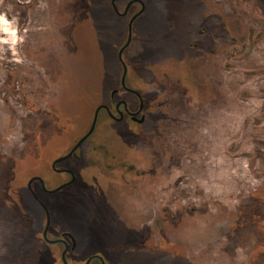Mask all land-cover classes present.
Segmentation results:
<instances>
[{"label": "rangeland", "instance_id": "374dc122", "mask_svg": "<svg viewBox=\"0 0 264 264\" xmlns=\"http://www.w3.org/2000/svg\"><path fill=\"white\" fill-rule=\"evenodd\" d=\"M111 1L0 0V264H62L28 183L70 181L52 163L120 88ZM142 1L123 60L146 122L102 112L59 166L76 182L34 184L49 238L74 236L69 264H264V0Z\"/></svg>", "mask_w": 264, "mask_h": 264}, {"label": "flooded vegetation", "instance_id": "af4514ba", "mask_svg": "<svg viewBox=\"0 0 264 264\" xmlns=\"http://www.w3.org/2000/svg\"><path fill=\"white\" fill-rule=\"evenodd\" d=\"M128 0H112L111 1V5H112V10H113V14L120 17V18H125V19H128L129 18V21H128V39H129V36H130V32L132 34L133 32V25L135 23V21L141 16L143 15V13L145 12V9H146V6H145V3L142 1V0H129L127 3H126V7L123 9V10H120L118 8V4H122L124 2H126ZM138 6L140 7V9L138 10ZM132 22V27H130V24ZM132 36V35H131ZM132 40V38H131ZM128 42V40H127ZM131 43V42H130ZM127 44V43H126ZM125 44V45H126ZM125 45L122 47L124 48ZM130 45V44H129ZM129 45L125 48V50L129 47ZM121 48V49H122ZM124 50V51H125ZM124 54V52H123ZM119 57V55H118ZM121 62V61H120ZM124 62V60H123ZM122 63V62H121ZM125 63V62H124ZM122 67H123V64H122ZM122 78V77H121ZM127 86V84H126ZM131 89V88H129ZM134 90V89H133ZM121 92L123 93H128L130 95H133L136 100H137V104H138V108L137 110H134L130 107L129 103L127 100H124L120 97V94ZM139 93V92H138ZM104 106H106L108 108L107 109H102L99 113V117L101 115L102 112H106V114L108 115V117L114 122V123H124L126 121H131L135 124H138V125H143L145 122H146V112L148 110V104L145 102L143 96L141 93L138 94H135L131 91H128L126 90L123 86H122V83L120 81V88L118 89H115L112 93H111V98H110V102L109 104H102ZM141 120H143L142 122H140ZM99 121V119H98ZM89 140V139H88ZM87 140V141H88ZM87 141L84 143L86 144ZM83 144V145H84ZM82 145V146H83ZM81 146V147H82ZM81 147L74 153V155L81 149ZM73 155V156H74ZM71 158V157H70ZM69 159V158H68ZM66 159V160H68ZM66 160H63L59 163L56 164V170H59L61 172H57L54 168H53V163L56 161H54L52 163V170L56 173H59V174H68L67 172H65L64 170H68V169H61L59 168V166L61 165L62 162L66 161ZM70 170V169H69ZM69 175V174H68ZM70 176V175H69ZM71 177V176H70ZM71 180V179H70ZM39 183V185L41 186V190L45 193V194H53V193H48L46 192L41 183L39 181H34L32 183V188L34 186V184L36 183ZM69 182V181H68ZM76 182V180H75ZM74 182V183H75ZM67 183V182H66ZM73 183V184H74ZM65 184V183H64ZM72 184V185H73ZM72 185H69L67 187H65L64 189L66 188H69L71 187ZM62 189V190H64ZM28 190L30 191V193L32 194L31 190L29 189L28 187ZM49 190V189H48ZM61 190V191H62ZM33 191L35 192L34 188H33ZM59 191V192H61ZM58 192V193H59ZM36 193V192H35ZM57 194V193H55ZM33 196V195H32ZM38 196V195H37ZM35 200H37L38 202V199L40 200V198L38 197V199L34 198ZM39 203V202H38ZM51 229V226L48 230V239L49 240H46L44 237H43V240L44 242L49 245V246H55V245H60L63 247V251H62V254H61V261H62V255L63 253L65 252V250L67 249V252H66V258H67V261H70L72 259V256L73 254H75L77 252V242H76V239L74 238V236L68 232H63L60 237L56 238V239H50L49 238V231ZM68 234L72 235L73 238H71ZM73 239H75V242H76V245L74 247V244H73ZM54 242V243H51V242ZM123 247L122 249L120 248V252L118 254V257L117 258H112L110 255L107 256L108 260H109V264H119L122 259H123ZM69 263V262H68ZM62 264H63V261H62ZM85 264H107L106 263V259L100 255V254H91L88 259L85 261Z\"/></svg>", "mask_w": 264, "mask_h": 264}, {"label": "water", "instance_id": "95a60500", "mask_svg": "<svg viewBox=\"0 0 264 264\" xmlns=\"http://www.w3.org/2000/svg\"><path fill=\"white\" fill-rule=\"evenodd\" d=\"M130 27H132V22H131V24H130ZM132 34H131V32H130V36H129V39H128V42H127V44L125 45V47L124 48H122L121 49V51L119 52V60L122 62V64H123V74H122V78H121V83H122V86L126 89V90H128V91H131V92H133V93H135V94H138L139 95V93L136 91V90H133V89H129L127 86H126V78H127V74H128V68H127V65L123 62V52H124V50H125V48L130 44V42H131V38H132V36H131ZM102 109H107L108 110V108L106 107V106H104V105H100L97 109H96V111H95V113H94V118H93V121H92V124H91V127H90V129L88 130V132L74 145V147L70 150V152L67 154V155H65V156H63V157H60V158H58L54 163H53V168L56 170V164L57 163H59V162H61V161H63V160H66V159H68V158H70V157H72L73 155H74V153L93 135V133L95 132V130H96V127H97V124H98V119H99V113H100V111L102 110ZM143 120H141L140 122H142ZM57 172H61V171H59V170H56ZM65 172H67L70 176H71V180L69 181V182H67V183H65V184H62V185H60V186H58L57 188H55V189H53V190H48L47 188H46V184H45V181L43 180V178H41V177H33L30 181H29V183H28V187H29V189L31 190V192H32V195H33V197L34 198H36V199H38V196H37V194L33 191V188H32V183L34 182V181H39L40 183H41V185H42V187H43V189L46 191V192H48V193H53V194H55V193H58L59 191H61L62 189H64L65 187H67V186H69V185H72L74 182H75V180H76V175H75V173L72 171V170H64ZM38 202H39V204L41 205V207L43 208V210H44V212H45V215H46V226H45V229H44V231H43V237L46 239V240H49L48 239V230H49V228H50V226H51V222H52V219H51V214H50V211H49V209L47 208V206L41 201V200H39L38 199ZM71 238H73V236L72 235H70V234H68ZM49 242H51V241H49ZM51 243H54V242H51ZM73 244H74V247H75V245H76V242H75V239H73ZM66 252H67V249L65 250V252L63 253V255H62V261H63V264H69L68 263V261H67V258H66Z\"/></svg>", "mask_w": 264, "mask_h": 264}]
</instances>
